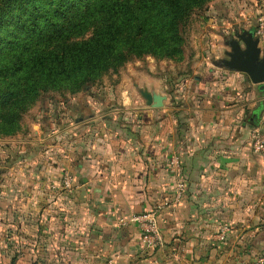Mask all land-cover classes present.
I'll return each mask as SVG.
<instances>
[{"label": "crops", "instance_id": "obj_1", "mask_svg": "<svg viewBox=\"0 0 264 264\" xmlns=\"http://www.w3.org/2000/svg\"><path fill=\"white\" fill-rule=\"evenodd\" d=\"M207 23L182 72L122 70L120 94L68 96L51 128L0 138V264H252L264 254V159L250 136L264 133V89L225 63L235 34L264 35L255 21ZM63 169L76 178L70 192L58 187ZM148 210L163 236L154 250L130 220Z\"/></svg>", "mask_w": 264, "mask_h": 264}, {"label": "trees", "instance_id": "obj_2", "mask_svg": "<svg viewBox=\"0 0 264 264\" xmlns=\"http://www.w3.org/2000/svg\"><path fill=\"white\" fill-rule=\"evenodd\" d=\"M210 1L0 0V136L43 94L67 98L131 59L184 60V25Z\"/></svg>", "mask_w": 264, "mask_h": 264}, {"label": "rangeland", "instance_id": "obj_3", "mask_svg": "<svg viewBox=\"0 0 264 264\" xmlns=\"http://www.w3.org/2000/svg\"><path fill=\"white\" fill-rule=\"evenodd\" d=\"M264 14V0H213L207 3L204 8L196 10L187 19L184 25V36H185V56L190 59L191 50V36L192 33H196L198 30L209 28L208 20L215 18L216 21L224 20L227 18H233L234 22L236 19H244L245 21L254 22L255 19L260 15ZM222 22V21H221ZM234 25V24H233ZM236 26L239 24L236 23ZM187 58L180 62H173L169 60H155L152 57H146L142 60L131 59L127 62L118 73H110L102 77V79L93 85L87 87L85 90L78 92L80 94H103L114 96L120 94V71H124L121 77L124 75L132 74L134 68H138L143 74L146 75L148 69L152 67L154 74L162 75L166 72L176 71L182 72L187 67V62L190 61ZM75 95V94H74ZM72 96V95H71ZM67 99V98H66ZM64 98L47 93L40 96L36 104L24 115L22 119V128L19 132L12 136H16L19 133H24L27 136L30 128L35 123L37 126L44 124L46 120L49 121L50 128L53 126V111L58 110L61 103L63 104ZM120 107V102H110L107 107L103 108L102 112L110 111L113 108ZM47 109V112H45ZM44 114H48V117H44ZM57 125L56 123L54 124ZM57 128V126H56ZM31 134V132H30ZM10 136V137H12ZM3 138V136H0Z\"/></svg>", "mask_w": 264, "mask_h": 264}, {"label": "built area", "instance_id": "obj_4", "mask_svg": "<svg viewBox=\"0 0 264 264\" xmlns=\"http://www.w3.org/2000/svg\"><path fill=\"white\" fill-rule=\"evenodd\" d=\"M255 35L262 37L264 35V14H260L254 23ZM252 148L255 154L264 159V133L260 128L255 127L251 130ZM173 168L178 169L179 163L176 157L171 160ZM76 178L68 170L63 169L58 180V187L64 192H70L75 188ZM185 183L179 180L175 187V201H179L183 195ZM141 232V242L145 249L154 250L163 245V236L158 226V214L155 210H148L130 216ZM252 264H264V254L255 256Z\"/></svg>", "mask_w": 264, "mask_h": 264}, {"label": "water", "instance_id": "obj_5", "mask_svg": "<svg viewBox=\"0 0 264 264\" xmlns=\"http://www.w3.org/2000/svg\"><path fill=\"white\" fill-rule=\"evenodd\" d=\"M229 60L225 63L230 68L246 73L252 83L259 89H264V42L254 37L253 31H242L235 34V38L228 41ZM142 97L148 105L161 106L163 96L148 91H141Z\"/></svg>", "mask_w": 264, "mask_h": 264}]
</instances>
